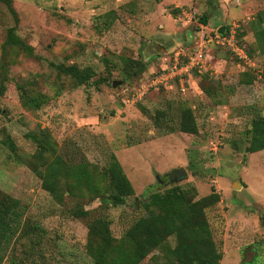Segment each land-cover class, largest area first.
<instances>
[{"label": "rangeland", "instance_id": "1", "mask_svg": "<svg viewBox=\"0 0 264 264\" xmlns=\"http://www.w3.org/2000/svg\"><path fill=\"white\" fill-rule=\"evenodd\" d=\"M256 21L264 25V0H0V63L6 70L5 79L0 76V193L24 208L0 264H90L84 246L91 217L107 218L119 238L143 214L140 201L150 187L170 186H192L199 197L212 185L218 201L204 211L219 264H239L238 249L241 261L260 245L264 253L258 220L264 213V148L245 150L251 118L264 117ZM233 25L250 50L249 64L206 40L220 26ZM8 39L14 40L3 46ZM201 43V67L152 83L171 65L176 47L192 56ZM130 60L143 67H126ZM57 64L88 67L91 74L78 82ZM127 68L131 75L123 79ZM20 84L44 102L36 109L23 106ZM182 105L191 109L194 134L176 128ZM42 130L65 158L72 155L70 162L86 160L101 170L114 155L126 177L124 204L112 205L106 195L89 200L83 189V196L71 195L64 186L56 202L29 162L35 144L25 134ZM4 135L15 151L2 143ZM178 167L185 177L168 182L167 173ZM78 208L91 217L72 215ZM254 261L264 264V255ZM137 264L174 263L153 249Z\"/></svg>", "mask_w": 264, "mask_h": 264}, {"label": "trees", "instance_id": "2", "mask_svg": "<svg viewBox=\"0 0 264 264\" xmlns=\"http://www.w3.org/2000/svg\"><path fill=\"white\" fill-rule=\"evenodd\" d=\"M3 1L8 4V0ZM200 20L205 22L204 18ZM253 24L254 49L262 55L261 74L264 76V25H261L260 21ZM223 27L227 28V26ZM240 34V29L235 27L237 43L250 57V50L244 46ZM13 40L8 39L7 42H3V46L6 43L11 44ZM132 65L136 68L143 67L136 60H130L129 66L126 67ZM56 68L71 75L78 82L87 81L91 74L88 67L80 70L75 65L57 64ZM129 71V68L124 70L121 75L123 79L131 75ZM0 76L1 80L6 77L2 63H0ZM17 86L21 89L19 96L23 100V106L36 109L44 102L41 94H33V92L27 94V89L21 84ZM204 91L207 92V89ZM176 128L183 133L196 132V123L189 107L183 105L180 107ZM248 133L245 150L250 153L263 149L264 117L251 118ZM4 136L2 143L13 151L14 144L8 135ZM25 136L35 144V150L29 161L32 165L31 169L40 179L41 187L56 202L62 201L61 190L64 186L71 195L79 192L78 196H83V193H80L83 189L89 194V200L106 195L112 205L124 204V195L120 191L126 189V177L114 155H110V162L101 170L95 165L89 168L86 160L78 159L76 162H70L72 155L65 158L63 153L58 152L50 144L47 132L42 130L38 133H27ZM101 179L104 182L99 186L98 182ZM123 185L125 186L122 187ZM64 189L63 192L66 191ZM217 201L218 195L212 185L209 193L199 197H196L192 186L187 188L170 186L162 190L150 187L144 199L140 201L143 214L134 218L119 238L111 235L107 218L101 215L91 217L90 211L82 208L71 211V214L91 217L86 224L87 241L84 246L86 254L92 260L90 264H137L153 249H159L162 255L174 264H219L220 252L217 251L211 238L204 211ZM23 209L18 199L0 193V262L7 243L19 231ZM258 220L264 226V213L258 215ZM168 237L173 238L172 245L167 243Z\"/></svg>", "mask_w": 264, "mask_h": 264}, {"label": "built area", "instance_id": "3", "mask_svg": "<svg viewBox=\"0 0 264 264\" xmlns=\"http://www.w3.org/2000/svg\"><path fill=\"white\" fill-rule=\"evenodd\" d=\"M209 42L213 41L214 45L222 46L224 50L228 51L232 56L236 59L241 60L244 63L249 64L248 56L244 50V48L237 43V39L235 37V26L227 27L226 29L223 27L222 33H218L217 31L213 34L208 33ZM203 47L201 43V47H198L192 56L186 55L181 46H178L172 52V61H170L171 65L168 68L163 69L159 74L154 75L152 79L153 84H157L165 79L166 75L170 74H181L182 72L189 71L192 67H201L202 60L205 57L203 52ZM180 90L184 89L182 84H179Z\"/></svg>", "mask_w": 264, "mask_h": 264}, {"label": "water", "instance_id": "4", "mask_svg": "<svg viewBox=\"0 0 264 264\" xmlns=\"http://www.w3.org/2000/svg\"><path fill=\"white\" fill-rule=\"evenodd\" d=\"M223 31V26H220L218 29H217V32L218 33H222ZM117 83V81H112L111 85H115ZM186 175V172L183 168L181 167H178L177 169H173L171 172L167 173V181L168 182H171L173 180H177V179H181L183 177H185ZM156 178V181L157 182H162L161 179H159L158 176L155 177ZM235 185H239L238 182H232V187L235 186Z\"/></svg>", "mask_w": 264, "mask_h": 264}, {"label": "crops", "instance_id": "5", "mask_svg": "<svg viewBox=\"0 0 264 264\" xmlns=\"http://www.w3.org/2000/svg\"><path fill=\"white\" fill-rule=\"evenodd\" d=\"M262 250H263V247H262V245H260L259 247L256 248V250L254 252H252V255L249 257V259L247 261H244L243 259L241 261V253H240V251L238 249V256H237L238 257V263L239 264H241V263L242 264H256L254 259L256 258V261L260 260L261 256L264 255ZM259 251H261V252L259 253Z\"/></svg>", "mask_w": 264, "mask_h": 264}, {"label": "flooded vegetation", "instance_id": "6", "mask_svg": "<svg viewBox=\"0 0 264 264\" xmlns=\"http://www.w3.org/2000/svg\"><path fill=\"white\" fill-rule=\"evenodd\" d=\"M166 180H167V178H166ZM163 181V180H162Z\"/></svg>", "mask_w": 264, "mask_h": 264}]
</instances>
